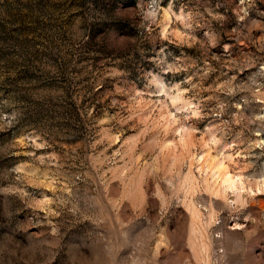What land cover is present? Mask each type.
Instances as JSON below:
<instances>
[{
	"label": "rangeland",
	"instance_id": "1",
	"mask_svg": "<svg viewBox=\"0 0 264 264\" xmlns=\"http://www.w3.org/2000/svg\"><path fill=\"white\" fill-rule=\"evenodd\" d=\"M0 264H264V0H0Z\"/></svg>",
	"mask_w": 264,
	"mask_h": 264
}]
</instances>
